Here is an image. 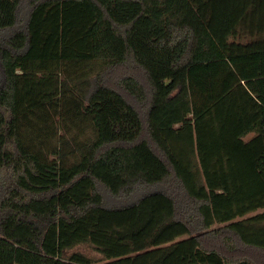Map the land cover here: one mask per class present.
<instances>
[{
	"label": "trees",
	"instance_id": "trees-1",
	"mask_svg": "<svg viewBox=\"0 0 264 264\" xmlns=\"http://www.w3.org/2000/svg\"><path fill=\"white\" fill-rule=\"evenodd\" d=\"M83 244L264 264V0H0V264Z\"/></svg>",
	"mask_w": 264,
	"mask_h": 264
},
{
	"label": "rangeland",
	"instance_id": "rangeland-1",
	"mask_svg": "<svg viewBox=\"0 0 264 264\" xmlns=\"http://www.w3.org/2000/svg\"><path fill=\"white\" fill-rule=\"evenodd\" d=\"M70 253H81L89 260L94 262V264H100L104 262V257L99 252H97L94 247L88 244L76 246L73 250L70 251Z\"/></svg>",
	"mask_w": 264,
	"mask_h": 264
}]
</instances>
